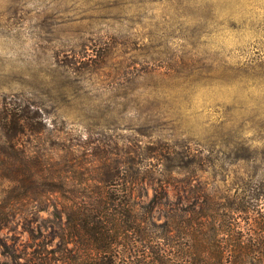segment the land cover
Listing matches in <instances>:
<instances>
[{
    "label": "rangeland",
    "instance_id": "1",
    "mask_svg": "<svg viewBox=\"0 0 264 264\" xmlns=\"http://www.w3.org/2000/svg\"><path fill=\"white\" fill-rule=\"evenodd\" d=\"M3 97L41 109L24 142L47 168L70 159L71 184L121 158L143 203L162 190L264 218V0H0ZM22 192L0 172V264H20L56 198Z\"/></svg>",
    "mask_w": 264,
    "mask_h": 264
},
{
    "label": "trees",
    "instance_id": "2",
    "mask_svg": "<svg viewBox=\"0 0 264 264\" xmlns=\"http://www.w3.org/2000/svg\"><path fill=\"white\" fill-rule=\"evenodd\" d=\"M46 126L34 103L0 100V172L30 192L23 196H56L40 209H51L50 216L26 230L20 264H264V218L245 227L235 215L239 208L170 205L162 190L143 203L120 177L121 158L106 159L107 171L96 173L95 184L82 175L71 184L70 159L61 155L47 168L24 142ZM156 209L166 214L161 223Z\"/></svg>",
    "mask_w": 264,
    "mask_h": 264
}]
</instances>
